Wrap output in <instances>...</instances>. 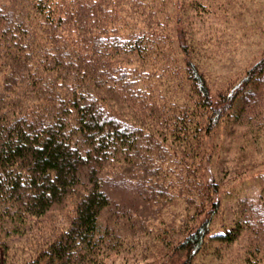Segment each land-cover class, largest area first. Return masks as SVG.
I'll return each instance as SVG.
<instances>
[{
	"label": "trees",
	"instance_id": "1",
	"mask_svg": "<svg viewBox=\"0 0 264 264\" xmlns=\"http://www.w3.org/2000/svg\"><path fill=\"white\" fill-rule=\"evenodd\" d=\"M168 3L0 0V264H194L240 237L264 264V196L210 231L203 139L223 120L264 131V54L212 92Z\"/></svg>",
	"mask_w": 264,
	"mask_h": 264
},
{
	"label": "rangeland",
	"instance_id": "2",
	"mask_svg": "<svg viewBox=\"0 0 264 264\" xmlns=\"http://www.w3.org/2000/svg\"><path fill=\"white\" fill-rule=\"evenodd\" d=\"M167 10L171 27L182 30L185 56L199 67L212 92L236 82L264 54V0H169ZM236 127L223 120L203 137L211 156L208 177L216 183L220 204L211 232L229 225L239 203L264 196V131L253 126L241 133ZM59 212L51 213L52 218ZM240 238L229 246L212 244L207 249L219 248L220 256L202 252L194 264H243L248 243ZM136 253L110 254L102 264H171L174 257L141 258Z\"/></svg>",
	"mask_w": 264,
	"mask_h": 264
}]
</instances>
